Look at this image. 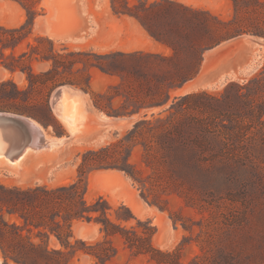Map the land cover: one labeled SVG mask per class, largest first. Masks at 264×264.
<instances>
[{"label":"trees","instance_id":"16d2710c","mask_svg":"<svg viewBox=\"0 0 264 264\" xmlns=\"http://www.w3.org/2000/svg\"><path fill=\"white\" fill-rule=\"evenodd\" d=\"M14 1L25 9L26 18L18 26L0 25V32L4 34L0 37V63L7 70L13 73L20 69L26 73L30 88L41 85L51 90L60 82L76 85L89 93L93 105L109 116H130L143 112L121 137L84 151L77 168V180L71 183L48 188L45 185L8 186L0 182V249L4 259L11 258L18 264H70L71 258L82 251L95 257L96 263L106 264L117 252L110 237L118 236L131 251L146 255L156 264H180L183 242L173 250H161L154 246L152 236L155 227L149 224V220H138L137 225L127 227L123 222L133 217L129 207L124 204L113 207L104 195L88 200L85 197V180L94 169L115 168L132 179L141 197L162 209L167 207L166 195L173 193L183 198L186 205L218 209L219 205L214 203L219 197L221 167L235 161L238 153L234 142L246 138V133H242V121L235 119L232 126L219 121L225 116L218 109L220 99L204 90L173 97L171 91L197 74L206 50L243 33L263 34L259 29L264 30V19L252 25L238 14L244 9L242 3L262 4L264 0H231L235 13L230 18L206 8L187 7L170 0H145L144 8H149L150 14H159L161 18L168 16V8L171 9L170 16H173V8L186 11L187 16L193 15V18L197 15L198 27L188 25L187 31L166 22L164 25H167L172 37H164L169 35L150 27L144 17V9L140 12L131 10L154 38L171 48L169 54L71 51L67 47H64V53H59L53 43H50L46 53L35 52L37 46L27 38L32 34L34 19L40 13L39 0H26L31 3ZM124 3L127 1L124 0ZM47 38L53 41L44 35L35 36L37 41ZM179 38L188 41V48H198L200 55L197 62L194 63L190 57L176 56L180 47ZM22 43L25 45L22 46ZM7 48L10 49L8 54L4 52ZM37 56L49 62L47 68L39 72L26 61ZM81 56L88 57V68L84 69V73H79L80 68L75 66L79 62L85 64ZM145 59L146 64L158 61L164 62L166 67L144 79L145 83L134 77L137 87L131 83L128 85L122 70L135 69V65ZM92 67L118 79L108 83L104 90L95 91L91 87ZM74 72H78L79 77H72ZM254 80L259 81L258 78ZM7 84L19 92L12 79L2 80L0 100L9 96ZM44 104L52 118L48 94ZM156 108L160 109L146 115L148 110ZM0 110L11 109L0 101ZM18 112L34 117L45 126H55L50 119L45 120L28 111ZM263 114V110H257L254 119L264 121ZM229 120L233 118L229 117ZM224 126L227 128L224 129ZM135 151L139 152L138 161L131 160ZM170 216L174 222L179 220L172 214ZM74 220L99 223L104 238L92 244L82 239L71 241L74 238ZM182 224L188 230L193 228V223L186 225L183 221ZM224 233L225 238H222L206 224L205 236L199 241L201 254H196L188 264H264V229L249 223L240 228L233 226ZM51 234L57 238L60 247L49 246Z\"/></svg>","mask_w":264,"mask_h":264},{"label":"rangeland","instance_id":"374dc122","mask_svg":"<svg viewBox=\"0 0 264 264\" xmlns=\"http://www.w3.org/2000/svg\"><path fill=\"white\" fill-rule=\"evenodd\" d=\"M113 1L114 3H124V0ZM134 1L139 3L137 11L140 9L145 10L146 14L144 17L152 29L169 35L164 37H172L167 25H164L166 22L181 27L183 31L188 30V25L195 26V28L198 27L197 15L193 18V15L187 16L186 11L182 12L180 9L173 8V16H170L171 9L168 8V16L161 18L159 14H150L149 8H144L145 0ZM223 1L205 0V3H207L208 7L218 11L225 8ZM26 2L31 3L30 1ZM41 3L43 6L46 1L41 0ZM242 5L244 9L240 10L238 15L243 21L252 25L261 23V20L264 19V3H242ZM42 6H38L40 13L46 11L45 7L43 6V9ZM234 13L232 3L229 13L222 15V17L230 18ZM25 18L26 12L18 3L13 1L0 3V24L11 26L17 23L18 25ZM41 29H43V21L40 16H37L34 21L32 34L27 38V40L37 46V49L34 50L35 52L46 53L50 49V43L54 44L55 50L59 53L65 52L64 47L71 51H78L76 25L75 29L68 28L64 33L66 37H69V41H51L48 38L37 41L35 36L43 35L40 32ZM259 31L263 32V34L247 32L243 33V37L253 35L264 38V30L259 29ZM3 35L0 32V37ZM178 43L180 47L177 49L176 56L184 59L190 57L194 63L197 62V58L200 55L198 48H188V41L185 38H179ZM250 44L253 45L252 43ZM24 45L25 43H22V46ZM102 49L103 46H101L99 52H109H103ZM4 52L8 54L10 49L7 48ZM81 57L85 64L79 62L75 66L80 68L79 73H84V69L88 68V62L86 63L88 57ZM202 58L203 73L206 76L211 75L216 70V62L212 52L206 50ZM26 61L32 63V67L36 72L46 69L49 63L38 56L29 57ZM142 61L141 64L137 63L135 65V69L122 70L128 85L131 83L132 86L137 87L134 77L141 79L145 83L144 79H148L154 73H160L166 67L164 62L155 61L146 64V59ZM90 70L92 75L91 87L95 91L104 90L108 83L118 79V77L108 75L97 67H92ZM79 73L74 72L72 77H79ZM255 78H258L259 81L254 80ZM5 79H12L19 88V92H16L12 85H6V92L9 96L0 101L10 107L11 110L5 111L29 116L18 112L28 111L45 120L50 119L55 125L54 127L52 125L45 126L30 116L44 126L45 139L50 138L49 140H52V143H50V146L43 145L40 149H28L16 162L9 161L3 155L0 156V182L5 185H18L21 187L45 185L48 188H54L71 183L77 180V168L81 160V154L84 151L96 149L116 140L132 124V121L126 120L118 126L110 125L108 118L100 117V112L104 111L93 105L90 94L76 85L60 82L51 90L41 85L30 88L26 73H23L20 69L11 73L0 63V82ZM60 84L71 85V88L79 91V95L83 98V103L79 104L78 110L81 112L85 109L87 114H85L84 124L78 132L72 133L66 127L51 103L52 92ZM198 90H204L220 99L218 109L225 116L219 121L225 123L226 126H232L231 124H234L235 119L238 122L242 121L244 127L242 133H246L244 136L246 138H241L239 141L234 142L238 157L229 166L221 167L222 170L218 181L219 190L217 192L219 197L216 199L217 202L214 203L219 205L218 209L212 207L208 210L186 205L183 198L175 193L166 195L167 207L162 209L141 197L139 189L133 184L132 179L123 171L115 168L94 169L85 180V197L88 200L93 199L97 195H104L113 207L121 204L129 207L133 217L129 221L123 222L127 227L137 225L138 220H149V224L155 227V232L152 236L154 246L161 250H173L183 242L184 244L181 245L180 264H188L196 254H201L199 241L205 236L203 232L206 224L209 225L211 231L214 230L222 238H225L224 231L233 226L240 228L253 223V227H258L260 230L264 229V121L259 122L254 119V114H256L257 110L264 111V59L257 65H254L252 61L250 65L242 66L235 80H229L226 76H218L211 81L210 86ZM184 91H186L184 88L176 90V92L173 90L171 97L182 94ZM47 94L52 118L49 117L48 109L44 104ZM115 104H117V100ZM158 109L160 108L148 110L147 114ZM141 113L134 114L131 119L134 121L142 115ZM229 117L233 118V120L230 121ZM262 119L264 120V114ZM226 126H224V129L227 128ZM54 130L61 133L57 134ZM66 136H69V138H66ZM138 158L139 152L135 151L131 160L138 161ZM171 214L179 220L174 222L170 216ZM183 221L186 225L193 223L192 230L186 229L182 224ZM99 227L100 224L95 221L74 220L72 223L74 238L71 241L82 239L92 244L102 240L104 235ZM110 240L116 247L117 252L106 264H156L146 255L136 254L131 251L124 245L120 237L112 236ZM49 246L53 248L60 247L57 238L53 234L49 238ZM0 254V262L2 264H18L11 258H8L6 262L1 249ZM70 264L101 263H96L95 257L79 251L71 258Z\"/></svg>","mask_w":264,"mask_h":264},{"label":"crops","instance_id":"0c3cea01","mask_svg":"<svg viewBox=\"0 0 264 264\" xmlns=\"http://www.w3.org/2000/svg\"><path fill=\"white\" fill-rule=\"evenodd\" d=\"M11 1L18 3L14 0H0V3H10ZM45 1L46 3L43 6L46 11L37 15L43 21V29L40 32L54 41H69V37H66L64 33L68 28L75 29L76 25L78 50H93L99 52V49L103 46V52L119 51L129 53L144 51L163 54L171 53V48L154 38L145 29L141 21L132 14L131 10L139 8V3H135L134 0H125L127 3H113V0ZM147 1L154 2L159 0ZM170 1L192 8H208L210 11L221 16L229 13L232 4L231 0H224L222 3H225V8L217 11L208 7L205 0ZM38 3L39 6H42L41 0ZM138 11L140 12L141 10ZM18 25L15 23L11 26ZM208 51L212 52V56L215 59L216 70L211 75L206 76L203 73L201 62L197 74L192 79L187 80L181 86L174 89L175 92L183 88L186 90L184 93L206 88L218 76H226L229 80L237 79L242 66L250 65L252 61L254 65H257L264 59V38L253 35L243 37V34H241L217 44L208 49ZM133 115L109 116L108 123L118 126L123 121L133 118ZM5 261L7 262V260Z\"/></svg>","mask_w":264,"mask_h":264},{"label":"water","instance_id":"95a60500","mask_svg":"<svg viewBox=\"0 0 264 264\" xmlns=\"http://www.w3.org/2000/svg\"><path fill=\"white\" fill-rule=\"evenodd\" d=\"M61 86L72 87L69 84H60L53 90L52 94L55 93L59 94ZM55 98L56 96L52 98L51 95V103L53 104V107L57 103V99ZM146 115L149 114L146 113ZM28 117L30 116L14 113L10 111L0 110V135L2 140L5 143L7 142L4 155L10 161H13L26 146L31 147L32 149L34 148L36 149L38 147L39 148L42 147L43 145L49 146L50 143L52 142V140L45 139L44 134L39 133L37 139L34 140L33 143H31L32 133L30 129V124L27 121ZM42 128L45 130L44 126H42ZM56 137H60V136H56ZM66 138H69V136H66Z\"/></svg>","mask_w":264,"mask_h":264},{"label":"bare ground","instance_id":"6f19581e","mask_svg":"<svg viewBox=\"0 0 264 264\" xmlns=\"http://www.w3.org/2000/svg\"><path fill=\"white\" fill-rule=\"evenodd\" d=\"M79 94H80L79 91L72 89L71 87H68V86H61L59 94L58 93L52 94V98L56 96L55 99H57V103L54 106L56 113L64 121L66 127L72 133L78 132L82 128L85 118H86L85 109L84 111L82 110L81 112H79L78 110L79 104L83 103V98ZM99 115L100 117H103V118H109V116L105 115L103 112H100ZM27 121L30 124V129L32 133L31 143H33V141L37 139V137L39 136V133L44 134L46 137L45 130L42 128V126L39 124L37 120L33 119L32 117H28ZM128 121L133 122L132 119ZM6 146H7V142L5 143L2 140L1 135H0V156L2 155L5 156L4 153L6 150ZM28 149H32V148L28 146L24 147V149L20 152V154L12 162H16L19 159V157L23 155V153L26 152ZM0 264L2 263L0 262Z\"/></svg>","mask_w":264,"mask_h":264}]
</instances>
